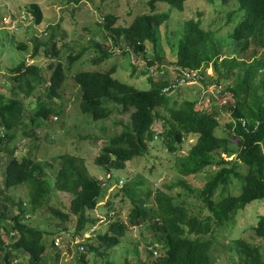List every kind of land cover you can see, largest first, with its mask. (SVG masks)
Instances as JSON below:
<instances>
[{"label": "trees", "instance_id": "obj_1", "mask_svg": "<svg viewBox=\"0 0 264 264\" xmlns=\"http://www.w3.org/2000/svg\"><path fill=\"white\" fill-rule=\"evenodd\" d=\"M187 1L148 0L150 12L136 16L127 26L116 25L117 15H105L103 27L112 42L96 41L93 46L71 54L69 63L73 65L88 49L95 52L89 59L93 64H100L112 55H128L130 50L145 53L147 42H151L157 49L156 55L148 58L147 69L140 74H148L153 65L161 70L158 62L164 58L165 51L159 53L162 46L159 27L169 20L171 11H157V4L164 2L171 9L183 10ZM230 1L221 0L223 4ZM237 4V11L242 12L243 18L227 36L228 41L235 44V56L224 55L225 40L217 37L214 31L205 29L200 20L192 18L183 23L175 40L178 42L172 46L175 56L171 63L177 75L183 69L195 71L205 89L210 84H227L217 91L219 94L206 89L210 102L220 100V110L215 104L207 103V98L180 101L179 93H183L180 88L164 92L171 82L166 77L154 80L153 76L147 75L152 82L149 90L121 82L114 77L116 64L107 71L83 70L74 75L81 91L79 109L83 114L98 121L114 114L130 113L127 126L119 132L106 134V141L96 159L98 164L124 169L134 157L147 155L150 141L158 139V135L166 141L172 154L180 150L188 136H196L188 154L177 157L176 166L182 176L207 172L206 181L200 188L192 187L182 178L168 185V189L182 186L193 194L194 203L199 204H193L197 208L194 212L190 210L192 202L186 197L177 203L174 195L154 189L153 185L144 191L142 187L146 185V178L140 175L134 181L124 183L133 198L127 221L94 217L90 212L99 204L108 184L103 185L104 181L89 173L82 157L66 151L55 155L54 163L45 164L30 154L17 157L15 151L18 147L14 140L20 132L31 137L35 128L50 116L62 114L65 101L60 89L67 79V69L61 61H52L48 78L43 75L42 67L34 63L27 65L22 61L11 68L12 81L5 82L11 93L7 95L0 91V145L5 142L3 148L10 156L5 168L4 190H0V195L4 198L8 190L23 185L27 186L29 195L26 200L13 201L10 206L0 202V264H22L12 256L14 250L25 252L32 264H57L62 254L57 246L59 238H63L69 251L71 243L79 239L75 243L78 264H88L89 253L105 257L106 264H117L110 250L120 246L130 225H146L153 231L160 247L159 255L153 259L154 264H213L217 259L212 260V251L221 254L224 250L231 255L232 264H264V215H260L257 225L242 228L244 232L251 228L257 240L250 241L240 234L230 241L221 237L222 230L232 231L236 227L241 210L255 200H264V0H238ZM26 17H33L37 25L43 23L44 13L37 1L30 3ZM17 28L25 29L21 24ZM32 40L35 42L32 58L40 55L41 43L47 46L44 53L48 58L52 55L48 47L54 57L60 56L53 35L48 42L34 36ZM121 42L125 45L122 46ZM108 43V47L105 46ZM118 45L120 48L116 47ZM131 65L135 71L136 66ZM210 66L214 68V76L208 74ZM224 113H229L231 120L223 127L221 117ZM158 121L162 124L160 132L154 129ZM101 128L106 131L103 126ZM75 136L78 140L89 137L81 132H75ZM56 160L59 162L57 167ZM235 191L239 193L233 194ZM59 192L72 196L69 212L50 204L52 196H58ZM152 194L154 202L149 204L145 195ZM107 201L108 204L112 202L110 198L104 202ZM40 210L65 223L71 215L76 217L73 231L63 229L62 235L59 233L60 236L50 243L56 253L54 263L47 252L44 236L56 234L59 229L52 233L26 221ZM105 220L109 221V226L104 232L91 229ZM87 231H92L91 235L84 236ZM150 254L154 258L153 253ZM220 254L218 261L221 260Z\"/></svg>", "mask_w": 264, "mask_h": 264}, {"label": "rangeland", "instance_id": "obj_2", "mask_svg": "<svg viewBox=\"0 0 264 264\" xmlns=\"http://www.w3.org/2000/svg\"><path fill=\"white\" fill-rule=\"evenodd\" d=\"M32 1H37L43 10L44 21L40 25L35 23L33 17L29 19L26 17V10ZM147 1L148 0H0V91L10 95V87L6 86L5 82L6 80L12 81L11 78L13 73L11 72V68L22 61H25L27 65L34 63L41 66L43 75L48 78L51 75L49 63L52 61H61L67 69V79L60 89L62 98L65 101L62 114L57 117L54 115L50 116L41 126L35 128L33 136L31 137L27 135L23 136L20 132L18 137L14 140L18 147L15 151V155L20 158L23 155L30 154V156L43 164H45V162L54 163L53 159L55 155L66 151L82 157L85 160L89 173L93 177L103 180L104 183L107 182L108 184L107 188L103 189L99 204L90 212L94 217L96 215L101 219H109V217H112L116 220L127 221V215L133 207V198L128 194L126 185H120V179L124 181L123 183H129L140 175H143L146 178V185L142 187L144 191H146V187L153 185L154 189H162L174 195L177 203L179 199L181 200L186 197L187 200L192 202L190 210L194 212L197 208H194L193 204H199L194 203L196 199L193 194H189L188 190L182 186H175L168 189V185L182 178L191 184L192 187L200 188L208 177L207 172L192 176H182L176 166L177 157L188 154L191 146L195 143L196 136H188L180 150L175 154L170 152L169 148L166 146V141L161 139V136L156 140H151L150 150L147 152V155L143 157H134L127 162L124 169L117 170L111 165L106 167L102 164H98L96 160L100 155L101 147L106 141V134L115 131L119 132L125 125L127 126L130 121V113L114 114V116L109 119L98 121H94L88 115L83 114L82 110L79 109L81 91L74 80L75 73L83 70L107 71L116 64L117 71L114 73L115 78L137 89L149 90L152 82L149 80L148 76H151V73H140L142 70L147 69V60L148 58L155 57L157 49L154 47L153 43L147 42V51L140 54L134 53V61H131L130 52L132 50H130L128 55H112L100 64L89 62V59L95 53L93 50L90 52L88 49L84 54L82 53L80 58L74 61L73 65L69 63L70 55L79 53L84 47L93 46L96 41L112 42V39H110L111 37L107 35L103 27L105 15L113 13L118 17L116 22L117 26H127L134 21L136 16L150 12L151 7L147 4ZM237 3L238 0H231L227 4H223L221 0L212 2L210 0H188L183 10H178L176 8L171 9L168 7L169 5L164 2H158L157 11L170 9L171 17L159 27V37L162 45L160 46L161 51L159 50V53L163 50L165 51V55L161 62H158L162 71L158 70L155 65L151 66L154 70V75L159 76L164 72H166V74L169 73L171 76L174 75L170 70L172 69L171 59L175 56V51L172 46L178 42L177 40L175 43V40L180 35L179 30L182 28L183 23L191 18L200 20L205 29L214 31L217 37L225 40H223V43H225L224 55L229 57L235 56L233 51L235 44L228 41L227 36L231 34L243 18L242 12L239 13L237 11ZM18 24H21L25 29H18ZM51 35H53V40L56 41L57 47L60 49V56L54 57L53 52L48 47V52L52 53L51 58H48L44 53V49H46L47 46L41 43L40 55L32 58V53L35 49V42L32 40V37H38L40 41L42 39L45 40L44 42H48L47 39H49ZM20 44H25V47H20ZM121 44L122 46L125 45L122 42ZM108 45L109 43L105 44L107 47ZM116 47L120 48V45ZM126 48L128 49L129 47L127 46ZM249 54L250 53H248V55ZM238 56L241 57V55ZM131 63L136 66L135 71H133ZM213 69L212 66L208 67V74L214 76L215 72ZM226 85L225 82H222L220 85L210 84L206 89L207 91H212V94H219L217 91H219L222 86ZM179 88L183 92H178L180 95L178 99L180 101L183 99H197L201 101L207 98L209 94V92L207 93L206 89L203 88L199 76H196L194 80L187 84H183V86ZM205 93H207V96L204 95ZM20 96H22V94H20ZM208 102H210L209 98H207V103ZM58 103H60V100ZM210 103L215 104L218 110L221 109L219 106L220 100L217 99L214 101L213 99ZM230 120L229 113L222 114L221 123L223 127L230 122ZM74 125L78 128H73ZM161 125V121H158L154 129L160 131ZM102 126L106 129L105 132L102 131ZM221 130L218 131L219 134H222L223 130ZM75 132L88 134L89 137L78 140L75 136ZM95 135L98 136L97 139L94 138ZM4 146L5 142L0 145V190H4L5 168L10 157L4 150ZM55 166H59L58 160L55 161ZM47 170H50V168H47ZM108 172L112 174V177L107 181L109 178V175H107ZM47 177H51L50 173L47 174ZM13 189L8 190L4 198L0 195V202L5 203V206L13 205V201L18 202L19 199L26 200L28 198L29 190L27 186L23 185ZM155 191L156 190L153 191V194ZM238 193L239 191L233 192V194ZM153 194L149 197L145 195L149 204L154 202ZM107 198L111 199V204H108V201L104 202ZM71 199L72 196L69 193L59 192L58 196H52L50 204L57 205V207L62 210L69 212ZM260 215H264V200H255L238 213L237 224L232 231H221L222 239L230 241L240 234L250 241L257 240L251 228L245 232L242 228L257 225ZM26 221L33 226H40L42 229L49 232L51 231L52 233L59 229V232L56 234L44 236L47 252L52 256L54 263L56 253L50 243L57 235H62L63 229L73 231L76 224V217L71 215L68 223H65L40 210L37 214L33 215V217L30 215ZM108 226L109 221L105 220L103 223L100 221V223L95 227H91V229L95 230L96 228V231L104 232L108 229ZM91 232L87 231L84 236L91 235ZM65 236H67L66 232ZM94 238L96 237L94 236ZM78 240L79 239H76L71 243V250L69 251L67 250V246L63 244V238H59L57 246L62 250V254L57 264H78L79 255H77L78 253L75 247V243H77ZM121 241L120 246L110 250L113 260L117 264H154L153 259L159 255L158 252H154L155 256L153 258L147 250V247L150 250L155 249V247L157 249L160 248L149 226L130 225L126 235L121 238ZM149 243H154L155 245L149 246ZM14 253L15 255L12 256L19 259L18 263L32 264L25 252L14 250ZM219 254V251H212V260L215 261L217 259L213 264H232L231 255H228V251L224 250V253L220 254L221 260L218 261ZM88 258L90 261L88 264H106L105 257H101L96 253H89ZM47 262L50 263L49 261Z\"/></svg>", "mask_w": 264, "mask_h": 264}, {"label": "clouds", "instance_id": "obj_3", "mask_svg": "<svg viewBox=\"0 0 264 264\" xmlns=\"http://www.w3.org/2000/svg\"><path fill=\"white\" fill-rule=\"evenodd\" d=\"M17 23V22H16ZM134 52L131 51V55H132V61H134V56H133ZM136 54H139V53H136ZM172 71V73L174 74L173 76L169 75V74H166V72L164 73H161V75L157 76V78H162V77H166L167 79H170L171 82H170V85H168L167 87L164 88V92H168L170 91L172 88H174L175 90H177L179 87L183 86V84H187L189 82H191L192 80H194L195 78H186V74L189 73V74H192V73H195V71H192V70H188V69H183L181 74L180 75H177L176 72H175V69L174 67L172 66V69H170ZM151 71L153 72L154 70L151 68ZM151 73V76L154 75V72ZM162 71V70H160ZM196 74V73H195ZM197 75V74H196ZM198 76V75H197ZM183 79H185L184 82H181ZM175 92V91H174ZM206 95V93L204 94ZM160 132V131H159ZM159 138V135L157 136ZM109 175V178L111 177L110 173L107 174ZM103 181V180H102ZM108 181V179H107ZM124 181L120 179V185L123 186V183ZM107 183V182H106ZM106 183H104L103 185H106ZM149 246H154L155 244L154 243H149L148 244ZM157 245L159 246V243L157 242ZM148 249V247H147ZM149 250V253H153V256H155L154 252H158V249L155 247V249H148Z\"/></svg>", "mask_w": 264, "mask_h": 264}, {"label": "built area", "instance_id": "obj_4", "mask_svg": "<svg viewBox=\"0 0 264 264\" xmlns=\"http://www.w3.org/2000/svg\"><path fill=\"white\" fill-rule=\"evenodd\" d=\"M196 76H197V75H196L195 73H192V74L187 73V74H186V78H188V79L191 78V77H192V78H195ZM184 81H185V79H183L181 82H184Z\"/></svg>", "mask_w": 264, "mask_h": 264}, {"label": "crops", "instance_id": "obj_5", "mask_svg": "<svg viewBox=\"0 0 264 264\" xmlns=\"http://www.w3.org/2000/svg\"><path fill=\"white\" fill-rule=\"evenodd\" d=\"M152 76H153V79H154V80H155V79H156V77H157L156 75H152Z\"/></svg>", "mask_w": 264, "mask_h": 264}]
</instances>
